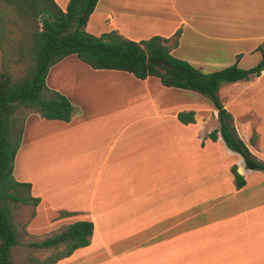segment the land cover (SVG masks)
<instances>
[{"label": "crops", "instance_id": "1", "mask_svg": "<svg viewBox=\"0 0 264 264\" xmlns=\"http://www.w3.org/2000/svg\"><path fill=\"white\" fill-rule=\"evenodd\" d=\"M54 1L65 10L69 0ZM98 27L104 28L95 32ZM110 30L133 41L170 38L179 31L172 54L179 53L177 58L195 68L209 73L237 63L249 69L261 59L264 0H98L86 31L99 36ZM249 60L255 64L243 65ZM263 79L264 67L259 76L224 84L218 91L245 144L249 127L239 125L240 133L237 122L256 114L261 92L253 91ZM45 85L44 90L65 96L76 109L69 122L43 118L38 122L52 131L72 132L73 139L86 138L89 197L79 203L85 185L79 179V189L68 197L73 205L54 209L45 195L46 183L26 172L15 180L31 184V195L40 199L43 209L67 212L55 226L93 224L90 244L56 264L73 260L79 250L89 264L264 263V204L259 213H186L191 201L243 192L251 188L254 176L263 173L247 169L220 137L215 142L208 138L219 127L208 97L164 87L154 77L140 80L123 71L94 70L74 55L50 68ZM109 87L116 104L104 98ZM181 112H193L194 123L180 122ZM209 118L214 125L210 130ZM92 121L105 124L88 126ZM22 149L19 146L15 159ZM218 150L235 159L230 166L236 165L245 180L241 189L235 187L231 167L226 171L219 162ZM251 151L258 158L259 152ZM56 161V170L66 162L62 157Z\"/></svg>", "mask_w": 264, "mask_h": 264}, {"label": "trees", "instance_id": "2", "mask_svg": "<svg viewBox=\"0 0 264 264\" xmlns=\"http://www.w3.org/2000/svg\"><path fill=\"white\" fill-rule=\"evenodd\" d=\"M98 0H69L62 10L54 0H0V47L3 67L0 71V264H16L13 251L20 245L14 210L21 205L36 207L40 199L31 195V184L18 182L13 176V162L19 140L13 141L12 128L16 113L29 108L45 120L69 122L74 109L69 100L54 93L45 98V80L52 66L74 55L94 70H116L144 80L154 77L168 88L189 90L208 97L217 110L219 127L208 134L215 142L220 137L226 148L239 154L249 170L264 172V161L257 159L240 139L234 118L223 107L218 91L224 84L247 81L259 76L264 67L263 46L261 59L249 69L237 63L226 68L203 72L186 60L175 57L180 32L173 37L152 36L133 41L116 30L95 36L86 31L88 19ZM23 70L18 76L10 73L8 65ZM193 112L178 113L177 119L194 123ZM257 140L254 131L251 145ZM235 187L245 185L236 165L230 169ZM64 212L62 215H66ZM93 234V224L77 221L42 240L30 242L34 251H52L43 259L29 253L23 264H56L70 257L76 250L87 247Z\"/></svg>", "mask_w": 264, "mask_h": 264}, {"label": "rangeland", "instance_id": "3", "mask_svg": "<svg viewBox=\"0 0 264 264\" xmlns=\"http://www.w3.org/2000/svg\"><path fill=\"white\" fill-rule=\"evenodd\" d=\"M102 24H105V22L102 21ZM102 28L104 27H98L95 32H99V30ZM174 56L179 57V53L175 54ZM3 62L4 61L2 59L0 47V71L2 70ZM250 64L253 65L255 63L253 60L243 63L245 66H249ZM8 68L10 73L14 76L20 75L23 70L22 67H18L14 64H9ZM258 87L259 88L253 91L254 94L261 92L259 94L261 97H258L256 100V114L248 116L249 118L246 121L241 118L238 119L240 121H238L237 124L238 129L240 128L239 125L241 124H246L249 127L248 139L246 140L248 143H246L247 146L250 144L249 139L252 133L254 131L256 132L257 140L254 145L250 144L252 149H249L258 151L259 155H257L258 158H256L264 161V79ZM110 88L111 87H109L110 93L104 98L107 99L109 97L110 100L108 102H112L111 104H116V101L114 102L111 100L112 90ZM53 95L46 90L43 92V97L45 98H51ZM206 99L209 103V106L213 107L211 100L209 98ZM227 100L228 99H225L226 102H228ZM74 111L76 112V109H74ZM238 112L239 111H237V113ZM105 114L112 115L110 112H108V110H106ZM238 114L243 115L240 113ZM40 118L41 116L39 113L29 108H21L16 113L12 128V139L14 142L19 140V146H21L23 149L19 153V160L15 159L13 162V176L15 179H17L21 174L23 175L26 172L25 175H33L34 178L46 183L45 189L47 191L45 192V195L48 199L54 202V205L56 206H52L54 209H60L62 206L73 205V203H70L72 200L69 199L72 195L70 193H73V191H77L79 189L80 185L78 184V180L80 179V181L85 184L83 186L82 193L79 194V197L82 199L79 203H81L84 201L86 196L87 198L89 197V177L86 167L87 140L85 138L80 141L79 136L77 135L73 139L72 132L60 133L59 130H49V127L41 126L40 122H38ZM235 120H237V118ZM210 123L211 119L209 118V130L214 127L213 123ZM102 124L105 123L92 121V123H90L88 126L95 127ZM239 132L242 133L240 129ZM71 140H73L72 144ZM233 155H236L235 157H239V159L243 161V158L239 154L236 153ZM217 156L220 158L219 162L223 163V166L227 167L226 171L229 170V167H231L230 165L235 163V159L231 158L230 153L226 154V152H220L218 150ZM60 157H62V159L65 161L72 157V161L70 163L66 161L67 163L65 162L64 164H59L60 167L58 166L59 168L56 170L55 168L57 167V161L55 162V160H58ZM80 164L84 166L82 167ZM226 164H228V166H226ZM222 174L224 178L223 171L220 172V178H222ZM91 175V180H94L95 175H93V173H91L90 176ZM253 179H255L251 181L253 183L249 184L251 188H247L243 192L232 194L227 191V193L221 195L215 194L212 196H207V198L204 197L206 200L202 199L201 201H191L192 208L190 210L188 209L186 213H259L261 211V206L264 204V198L259 197H264V172L260 175L254 176ZM40 189L42 190V188ZM59 196L60 199L57 200L56 198ZM254 196H256V198H254ZM62 213H64V211L45 210L40 206V204H38L36 207L21 205L19 208L14 210L13 222L16 225L18 239L20 241V245L13 251L16 264H23V260L29 253L33 254L39 259H43L52 252L50 250L34 251L28 246V244L30 242L40 241L47 235L61 231L65 225L61 224L55 226V223L58 218L61 219L64 217ZM49 221L51 222L50 224ZM77 253L78 254H76L73 260L63 264H89L84 262L86 260L83 259V251L79 250ZM178 263L181 264V262Z\"/></svg>", "mask_w": 264, "mask_h": 264}, {"label": "bare ground", "instance_id": "4", "mask_svg": "<svg viewBox=\"0 0 264 264\" xmlns=\"http://www.w3.org/2000/svg\"><path fill=\"white\" fill-rule=\"evenodd\" d=\"M255 256H256V255H255ZM263 256H264V254H263ZM263 256H262V257H263ZM258 257H259V256H258ZM258 257H257V258H258ZM255 258H256V257H255ZM253 259H254V258H253ZM259 260H262V258H261V259H259ZM250 262H252V261H250ZM254 262H255V261H254ZM255 263H256V262H255ZM263 264H264V263H263Z\"/></svg>", "mask_w": 264, "mask_h": 264}]
</instances>
